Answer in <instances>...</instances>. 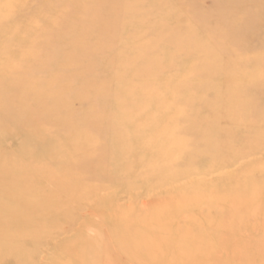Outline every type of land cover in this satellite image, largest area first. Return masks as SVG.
Masks as SVG:
<instances>
[{
	"label": "rangeland",
	"instance_id": "obj_1",
	"mask_svg": "<svg viewBox=\"0 0 264 264\" xmlns=\"http://www.w3.org/2000/svg\"><path fill=\"white\" fill-rule=\"evenodd\" d=\"M156 1H11L16 17L0 36V217L15 206L12 199L23 189L36 193V201L45 195L59 197V207L74 218L69 223L59 213L50 216L58 219L52 240L58 252L44 246L43 255L60 264H79L75 258L80 255L68 252L70 241L100 235L109 240L112 232L121 241L131 230L144 232L145 243L152 247L144 249L143 264H264V176L249 183L245 166L262 154L213 166V152L205 153L204 147L214 143L200 136L199 126L205 128V83L217 79L186 77L201 57L205 65L215 58H248L240 47L226 44L228 50H223L224 40L216 33L225 29L229 42L242 11L257 9L262 17L248 23L249 31L237 41L248 48L258 35L264 38V0H233L241 5L230 10V0H196L205 19L188 14L187 0ZM225 14L231 20L226 28L221 25ZM161 22L168 30L184 29L155 36L152 30ZM186 26L191 27V44L182 37L184 54L173 58L178 42L172 37L183 36ZM215 49L220 53L214 55ZM180 60L184 64L176 65ZM237 79L227 75L219 81L232 84ZM32 86L50 95L24 96L22 91ZM26 97L41 104L30 105ZM209 120L216 122L217 117ZM185 121L199 134L192 141L195 151L180 137ZM208 123L206 130H213ZM233 130L239 139L246 137V131ZM231 136L222 140L229 142ZM223 155L231 157L226 150ZM84 156L96 161L85 171L92 180L88 189L110 177L114 182L80 201L64 199L62 190L51 194L48 179L57 180L62 169L69 171L67 185L73 184L79 174L76 164ZM185 168H191V175L173 178ZM163 171L172 174L156 173ZM42 175L45 179L40 180ZM174 198L175 207L167 201ZM194 204L202 209L192 210ZM163 241L169 245L162 246Z\"/></svg>",
	"mask_w": 264,
	"mask_h": 264
},
{
	"label": "bare ground",
	"instance_id": "obj_2",
	"mask_svg": "<svg viewBox=\"0 0 264 264\" xmlns=\"http://www.w3.org/2000/svg\"><path fill=\"white\" fill-rule=\"evenodd\" d=\"M11 1L13 0H0V36H4L6 34V31L9 29V27H11V24L16 17L14 16V13L12 11L13 8L10 7ZM229 2V10L236 9V7L241 5L236 4L239 1H236L234 3L233 0H230ZM156 3L162 4V1L157 0ZM186 3L188 4L187 8H189L188 14L190 16L193 17L197 15L198 17L205 19L206 15L200 13L201 10L197 9L200 6L199 3L196 2V0H190L189 3L187 0ZM239 3H241V1ZM220 7L221 6H219V8ZM227 15L225 14V21L221 24L224 28L231 25V20L227 18ZM255 17H262V14L259 13L257 9L253 12L251 11V9L243 10L240 18H237V20H240L239 26H236L235 32L229 36V42H227L226 40V36L229 32H227L225 29L221 27V30L216 33V37H219V40H222V38L224 40L223 46H221L224 47V49L222 48L223 50H228L226 49V44L233 48L240 47L244 50V54H246L245 49L247 50V54L249 55L248 58L243 57L234 61L235 59L230 57L227 60L224 59L225 62L229 63L230 65L224 66V64L222 63L224 62V60L222 62L219 60L218 62L216 58H213L216 61L212 60L210 64L205 65V60L201 61V57V59L199 60L200 62L197 61V63H194L192 67H189L188 74L186 76L188 79H190L191 77H213L212 75H214V78L217 79V81L205 83V99L202 98V101L205 102V128L203 126H199L200 136H205L207 137V139L209 138L212 143H214L212 145L204 147L205 153L209 154L210 152H213L211 156L215 159L213 162H216L213 163V166H230L234 163L241 162L247 157L254 156L256 154H262L259 159L249 160L245 165L246 168L249 166L250 173L247 174L249 183H253L254 179H260L258 176H264V38H261L258 35L257 39L252 42L253 44L250 45L247 43L248 48L245 46V43L242 42L241 44L237 41V39L238 36H242L249 31V29H247L245 26L253 19H255ZM162 23L163 22L153 28L152 32L155 36H163L165 32H167L168 29L165 26H161ZM5 26L8 27L4 28ZM182 28L183 27L178 26V28L176 29L177 31L172 28L168 31H174V33H176ZM186 28V33L183 34V36L174 34L172 37L174 41H177L178 44H180L179 46L178 44L175 46V49L177 50L173 51V58L184 54V52L182 53V44L184 42V39H182V37L185 38L189 42V44H191L189 40V32L190 34H192L191 27L186 26ZM105 30H102V33ZM180 38L182 39V42ZM250 46L253 47L252 50L249 49ZM195 49H197V47ZM197 52L199 54H204V51H201V49L197 50ZM214 53V55H216L220 52L215 49ZM225 53L230 54L228 51H226ZM247 54L245 56H248ZM182 61L183 60H180V62H175V64L181 66L182 64H184ZM227 75L237 76L238 79L235 83L232 84H221L219 80ZM24 92H29V95L31 97H34V95H40V93H46L42 88L37 89L34 86H32L30 91H22V94H24V96H28L25 95ZM46 94L48 96L50 95V93ZM25 101L30 105L34 101H36L39 105L41 104L39 100L29 97H26ZM52 101V103L57 104L56 101ZM26 110L29 109L25 108L24 111ZM4 116L8 117L9 115ZM198 117L200 116H197V118ZM211 117H217L216 122L210 121L209 119ZM178 119L179 118L175 119L176 124L178 122ZM208 122H211V124L214 126L213 130H206L207 124H209ZM184 127L185 128L181 132H179L180 137L186 138V141H188V144H190L189 150L195 151V146L193 145L194 143L192 141L197 140L199 134L190 131L192 127L191 121H185ZM230 127L232 128V130L230 129ZM233 129H237V131H246V137L243 139H239L236 135V131H234ZM224 135L227 137L229 135H232V140H230L229 142H224L222 140V137H224ZM209 149H211L212 151H210ZM224 150H226L227 153L231 155V157L228 155H223ZM94 162L96 161L88 159L86 156H84V159H80V162L76 164L77 169L79 170V174L75 176V180L71 185H67V182H65L67 172L69 171L61 169L58 173L57 180L48 179L49 185L52 188L50 193L52 192L51 194H53L55 190H62L65 191L64 199L68 198L69 200L74 198L79 199L80 201L85 197V195H89V192L100 189V187L102 188L104 184L114 182L113 178L107 177L108 179L106 182H100L99 184L98 181L96 183V188L94 187L88 189L87 187L90 186L89 184L92 183V180L90 177H87L85 175V171L88 167L90 168ZM213 168L214 167H212V169ZM190 169L191 168H185L180 169L176 172L172 171L175 173H173V178H175L176 174H184L187 176L191 175L189 172ZM170 172L171 171H163L156 173H159V175H161L160 173H162V176L166 177L167 175L172 174ZM49 174L53 175V173ZM101 174H104L103 169L101 170ZM104 175H106V173ZM45 176L42 175V178H40V180L45 179ZM2 184L3 181L0 180V185ZM29 191V189H23L22 191H19L17 197L14 200L12 199V204H15L16 207L8 206L2 211V215L0 217V264H60V262L57 261V258L49 255V259V256L45 258V256L43 255V253L46 252L44 251V246L47 247V251H50L48 250V247H52L51 250H57L56 243H54L52 240L54 239L53 236L55 232L57 233L59 230L54 227V224L57 225L56 223L58 219L50 216H54V214L56 216L59 213L60 217H64V219L66 218L70 223L73 220L71 217H73L74 215L63 212V209L59 207V205L61 204V202H58L59 197L56 199L54 195H45L44 199L40 197L39 201H36L38 199L37 194L34 193V195H32V193H29ZM167 201H169L170 206L172 205L174 207L178 202V200H175V198L171 201ZM195 206L198 205L194 204L193 206L190 205L189 207L193 210V208L195 209ZM202 206H198L200 210L202 209ZM166 214L163 217L166 218ZM189 216L191 215L189 214ZM9 218H13L14 220H9V222H7L6 219ZM197 219L198 218L196 217V220ZM13 227L14 229L13 231H11ZM155 229L158 231L157 228ZM131 231L129 232V236L124 237V239H121V241L119 233L117 236L115 232H112L110 233L111 237H109V240L108 238L105 239L100 235V237H93L85 242L76 240L70 241L67 249H69V253H71L70 250H74L75 254H77L78 256L80 255L78 259L75 258V260L77 261L75 262L79 264H143L144 258L142 256L144 253V249L148 246V249L150 250V248L152 247L149 246L150 244L147 245L145 243L144 232H139L138 234H136L135 232ZM119 241L121 242V244L119 243ZM122 242L128 243L123 244ZM153 243L151 246H153ZM155 244L159 246L160 242H155ZM168 245L169 241H163L162 246ZM197 248L198 246L196 247V249ZM153 255L154 253L152 254V256ZM123 258L125 259L126 263L125 261H123ZM204 261L205 259L203 260V262ZM246 263L247 262H245V264ZM193 264H195V261Z\"/></svg>",
	"mask_w": 264,
	"mask_h": 264
}]
</instances>
